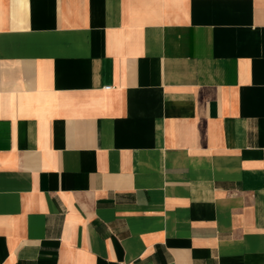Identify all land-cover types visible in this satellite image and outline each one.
Returning <instances> with one entry per match:
<instances>
[{"label": "crops", "instance_id": "0c3cea01", "mask_svg": "<svg viewBox=\"0 0 264 264\" xmlns=\"http://www.w3.org/2000/svg\"><path fill=\"white\" fill-rule=\"evenodd\" d=\"M0 264H264V0H0Z\"/></svg>", "mask_w": 264, "mask_h": 264}]
</instances>
